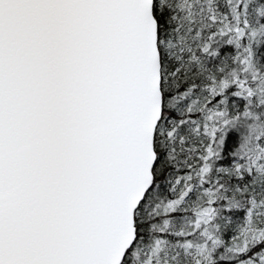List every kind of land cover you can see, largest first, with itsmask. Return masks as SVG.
<instances>
[{"label":"snow or ice","instance_id":"6c2138e0","mask_svg":"<svg viewBox=\"0 0 264 264\" xmlns=\"http://www.w3.org/2000/svg\"><path fill=\"white\" fill-rule=\"evenodd\" d=\"M0 264H264V0H0Z\"/></svg>","mask_w":264,"mask_h":264}]
</instances>
